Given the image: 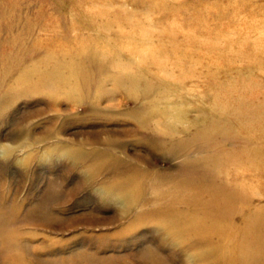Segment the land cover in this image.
I'll list each match as a JSON object with an SVG mask.
<instances>
[{
  "label": "rangeland",
  "instance_id": "rangeland-1",
  "mask_svg": "<svg viewBox=\"0 0 264 264\" xmlns=\"http://www.w3.org/2000/svg\"><path fill=\"white\" fill-rule=\"evenodd\" d=\"M86 1L0 0V264H219L225 249L234 264H264V196L232 198L220 184L227 162L213 158L221 147L243 151L246 140L183 131L201 115L198 104L187 90L184 103L166 84L147 89L159 71L137 53L79 54V41L100 38L85 26ZM172 1L211 43L229 34L233 50L251 52L237 40L252 38V24L264 37V0ZM141 17L156 30L153 10ZM230 61L227 70L258 95L264 59L263 69ZM146 67L151 77H137ZM176 95L187 111L180 122L166 103ZM244 216L258 221L244 224Z\"/></svg>",
  "mask_w": 264,
  "mask_h": 264
},
{
  "label": "bare ground",
  "instance_id": "bare-ground-1",
  "mask_svg": "<svg viewBox=\"0 0 264 264\" xmlns=\"http://www.w3.org/2000/svg\"><path fill=\"white\" fill-rule=\"evenodd\" d=\"M107 2L108 0H87L84 3L85 26L93 28L100 38L94 37L89 45L79 41L76 46L77 52L94 59L98 54L111 58L119 52L126 51L130 54L137 53L144 64H153L154 71L158 70L159 73L157 77L148 80L147 89L166 84L167 89L179 93L177 94L180 96L179 100L184 102L186 97H189L188 100L193 98V102L199 106L196 105L201 115L186 119L188 125L184 126L183 131L192 130L193 134L208 137L212 142L218 136L232 135H241L246 140L247 145L243 151L236 152L221 147L219 153L213 157L218 162H227L228 165L226 166L228 168H223L219 173L226 176L225 178L220 176L223 178L220 184L225 186L234 199L243 201L254 197L257 201L262 199L264 196V89L262 88L259 93L263 94L262 96L256 95L242 73H230L227 70L230 62L233 63L230 61L232 59L252 61V68L263 69L264 37L259 35V26L252 24L250 29L255 32L252 38L243 36L237 40L250 46L251 52L243 49L233 50L230 46L233 41L231 35L228 34L229 38L226 40L218 38L215 43H211L212 36L209 33L202 38L203 34L186 26L187 24L180 20L177 7L172 0H141L142 6L135 9L119 3L117 7L110 8L112 6H108L110 2ZM110 4L113 5V2ZM157 9L163 10L165 13L161 15L167 14V17L159 18ZM149 10L154 11L152 23L157 26L156 30L149 26L150 22L142 20L141 14ZM200 17L201 14L195 13L192 19L197 20ZM117 37H120V42L114 41ZM140 39L147 40L143 48L135 50L130 46V41ZM149 39L156 41L150 44ZM224 53L226 57L223 56ZM220 70L225 71L224 79L219 77ZM149 71L150 67H146L144 71L137 73V77L139 75L151 77ZM122 76L130 77L131 80L135 78L133 74ZM198 86L203 88L202 91L200 89L195 95H191L189 89ZM167 89L165 92L168 91ZM182 91L188 93L185 98L181 95ZM177 95L175 99L166 103L176 104L179 101L176 99ZM176 106L180 115L175 112L174 118L180 122L187 117L185 116L187 111L181 104ZM173 110L171 114L174 115ZM201 116H204L202 120H200ZM168 126L170 130H180L174 123ZM261 187L263 190H260ZM244 210L243 208L237 210V212L242 211L238 215H244ZM253 221L257 222L258 219L244 216L242 222L250 225ZM221 235L219 239L225 240L226 233L222 231ZM213 243L212 247L219 244ZM236 257L225 249L215 260L219 264H234L237 261Z\"/></svg>",
  "mask_w": 264,
  "mask_h": 264
}]
</instances>
